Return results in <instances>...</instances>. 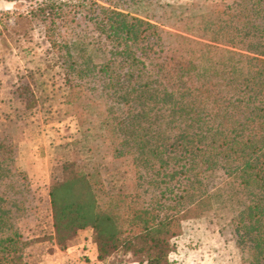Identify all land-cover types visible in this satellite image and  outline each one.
Returning <instances> with one entry per match:
<instances>
[{
  "label": "trees",
  "instance_id": "obj_1",
  "mask_svg": "<svg viewBox=\"0 0 264 264\" xmlns=\"http://www.w3.org/2000/svg\"><path fill=\"white\" fill-rule=\"evenodd\" d=\"M152 1L93 2L70 21L61 4L32 11L50 23L69 103L88 113L101 106L86 130L135 169L134 186L112 192L95 165L63 163L49 192L57 244L66 249L91 229L100 260L122 250L138 264H173L184 221L224 205L242 264H264V0L184 16L178 30L197 37L132 13ZM75 19L82 29L67 38L62 23L75 29ZM89 28L100 38L93 46ZM21 97L25 109L35 104L30 87ZM32 187L13 134L0 133V264H30L41 241L27 235Z\"/></svg>",
  "mask_w": 264,
  "mask_h": 264
},
{
  "label": "rangeland",
  "instance_id": "obj_2",
  "mask_svg": "<svg viewBox=\"0 0 264 264\" xmlns=\"http://www.w3.org/2000/svg\"><path fill=\"white\" fill-rule=\"evenodd\" d=\"M221 1L233 0H153L136 5L137 10L131 11L149 17L166 29L197 37V29L190 34L178 30L184 25L183 17L203 14L212 4ZM51 2L72 9L73 15L67 18L70 21L93 2L109 6L111 2L126 0H0V133L11 132L18 143L19 162L28 170L34 191L35 221L27 235L41 238L29 249L28 259L30 264H40L47 251L60 249L67 252L65 264H137L141 261L139 257L122 250L100 260L91 229L80 232L66 249H61L55 238L49 192L51 185L62 177L63 163L76 160L84 167L95 165L105 187L112 192L131 189L135 183V169L130 159H113L107 144L86 130L95 124L93 120L99 115L97 111L101 106L96 103L90 114L69 103L70 84L59 52L49 41L47 28L50 23L32 16V11ZM57 18L65 21L61 16ZM71 22L75 29L62 23V32L67 38L75 36V30L82 29L77 26L80 23L77 19ZM87 40L93 46L100 38L89 28ZM25 86L31 88L35 98V104L28 109L21 97V93L25 94ZM232 218L230 207L222 205L200 217L185 220L183 233L173 240L172 263L242 264L231 229Z\"/></svg>",
  "mask_w": 264,
  "mask_h": 264
},
{
  "label": "crops",
  "instance_id": "obj_3",
  "mask_svg": "<svg viewBox=\"0 0 264 264\" xmlns=\"http://www.w3.org/2000/svg\"><path fill=\"white\" fill-rule=\"evenodd\" d=\"M46 253L47 255L43 257L45 259H42L41 261H39L40 264H65L67 260L66 258L67 252H63L60 249H57V251L54 250L53 252L47 251Z\"/></svg>",
  "mask_w": 264,
  "mask_h": 264
},
{
  "label": "built area",
  "instance_id": "obj_4",
  "mask_svg": "<svg viewBox=\"0 0 264 264\" xmlns=\"http://www.w3.org/2000/svg\"><path fill=\"white\" fill-rule=\"evenodd\" d=\"M106 264H127V263H122V262H120V263H106ZM138 264V263H137Z\"/></svg>",
  "mask_w": 264,
  "mask_h": 264
}]
</instances>
